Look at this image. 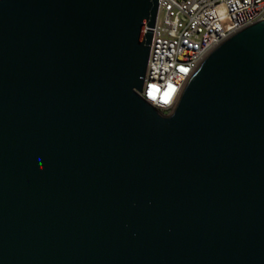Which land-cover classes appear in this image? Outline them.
<instances>
[{
    "label": "water",
    "instance_id": "obj_1",
    "mask_svg": "<svg viewBox=\"0 0 264 264\" xmlns=\"http://www.w3.org/2000/svg\"><path fill=\"white\" fill-rule=\"evenodd\" d=\"M158 0H0V264H264V21L172 114L141 95Z\"/></svg>",
    "mask_w": 264,
    "mask_h": 264
},
{
    "label": "built area",
    "instance_id": "obj_2",
    "mask_svg": "<svg viewBox=\"0 0 264 264\" xmlns=\"http://www.w3.org/2000/svg\"><path fill=\"white\" fill-rule=\"evenodd\" d=\"M142 97L173 113L207 56L236 32L264 21V0H158Z\"/></svg>",
    "mask_w": 264,
    "mask_h": 264
}]
</instances>
